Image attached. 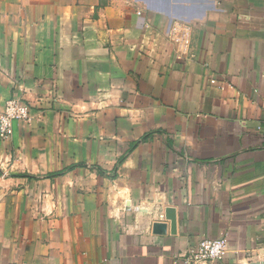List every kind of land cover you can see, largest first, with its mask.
<instances>
[{
    "label": "crops",
    "instance_id": "0c3cea01",
    "mask_svg": "<svg viewBox=\"0 0 264 264\" xmlns=\"http://www.w3.org/2000/svg\"><path fill=\"white\" fill-rule=\"evenodd\" d=\"M12 97L0 264L264 260V0H0Z\"/></svg>",
    "mask_w": 264,
    "mask_h": 264
},
{
    "label": "built area",
    "instance_id": "2783aa9c",
    "mask_svg": "<svg viewBox=\"0 0 264 264\" xmlns=\"http://www.w3.org/2000/svg\"><path fill=\"white\" fill-rule=\"evenodd\" d=\"M128 1V0H118ZM33 106L20 98L12 97L0 109V137L9 138L14 131L15 121L31 122L33 120ZM4 172V176H6ZM161 219H166L164 212ZM228 252V241L225 238H204L198 244L188 247L176 254L172 264H223Z\"/></svg>",
    "mask_w": 264,
    "mask_h": 264
},
{
    "label": "water",
    "instance_id": "95a60500",
    "mask_svg": "<svg viewBox=\"0 0 264 264\" xmlns=\"http://www.w3.org/2000/svg\"><path fill=\"white\" fill-rule=\"evenodd\" d=\"M165 216L166 219L171 222V231L174 233L176 231V222H177L176 209L171 207L167 208L165 210ZM166 226L167 225L164 222H156L154 224V231H156L157 233H164ZM247 264H264V260L252 261Z\"/></svg>",
    "mask_w": 264,
    "mask_h": 264
}]
</instances>
